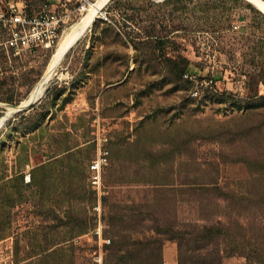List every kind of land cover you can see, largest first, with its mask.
Wrapping results in <instances>:
<instances>
[{
  "label": "rangeland",
  "instance_id": "374dc122",
  "mask_svg": "<svg viewBox=\"0 0 264 264\" xmlns=\"http://www.w3.org/2000/svg\"><path fill=\"white\" fill-rule=\"evenodd\" d=\"M13 1L68 15L34 56L9 57L0 26V117L96 0ZM254 68L264 69V14L248 0L105 3L39 98L0 125V264H264ZM98 125L110 155L100 195L87 180Z\"/></svg>",
  "mask_w": 264,
  "mask_h": 264
},
{
  "label": "built area",
  "instance_id": "2783aa9c",
  "mask_svg": "<svg viewBox=\"0 0 264 264\" xmlns=\"http://www.w3.org/2000/svg\"><path fill=\"white\" fill-rule=\"evenodd\" d=\"M67 15L68 13L59 14L46 6L36 13H29L18 1L0 0V26L5 31L2 45L6 54L19 58L34 56L40 48L53 47ZM233 28L237 29L238 25H233ZM108 143L107 133L98 125L94 131L95 154L87 165L88 183L98 195L104 192L102 176L109 161ZM92 208L97 211L99 217V201ZM96 233L100 235V229H97ZM103 241L109 243V239Z\"/></svg>",
  "mask_w": 264,
  "mask_h": 264
},
{
  "label": "bare ground",
  "instance_id": "6f19581e",
  "mask_svg": "<svg viewBox=\"0 0 264 264\" xmlns=\"http://www.w3.org/2000/svg\"><path fill=\"white\" fill-rule=\"evenodd\" d=\"M108 0H96L94 3L89 2L87 11L83 14V16L74 24H72L67 30L64 31L61 39L56 45L53 54L50 58V61L46 67L45 75L43 80H41L30 94V96L23 100L18 106H9L6 105L5 112L0 117V125L5 121L8 115L18 110L20 106L26 105L29 102L35 101L41 95L43 89L45 88V84L49 81V79L54 75L55 70L61 63L65 53L69 49L70 46L75 42V40L81 36L82 32L85 30L87 26H89L93 20L95 19L98 12L102 9L103 5ZM251 4H253L259 11L264 14V0H248ZM4 106V105H3Z\"/></svg>",
  "mask_w": 264,
  "mask_h": 264
},
{
  "label": "trees",
  "instance_id": "16d2710c",
  "mask_svg": "<svg viewBox=\"0 0 264 264\" xmlns=\"http://www.w3.org/2000/svg\"><path fill=\"white\" fill-rule=\"evenodd\" d=\"M253 73H251L250 75H249V79L250 80H255V77H258V80H263L264 81V69H257V68H254L253 69V71H252ZM257 72V73H256ZM185 82H187V83H189L190 81L189 80H187V79H185ZM203 91V90H202ZM110 156V155H109ZM104 174V173H103ZM222 227V226H221ZM221 227H217L216 229H212V230H210V229H207V230H204L203 229V231L207 234V233H221L222 232V230H221ZM206 231H208V232H206ZM221 236V235H220ZM230 242H232V240L230 241ZM254 244H256V242L254 241ZM234 245H236V244H234ZM237 246V245H236ZM258 246V244L257 245H255V248ZM160 248H161V245L160 244H158V246L157 247H154V248H151L150 249V251H151V253H155L156 254V256L158 255L159 256V252H160ZM112 256V255H111ZM216 257V259L217 258H219V255H218V253L215 255Z\"/></svg>",
  "mask_w": 264,
  "mask_h": 264
},
{
  "label": "water",
  "instance_id": "95a60500",
  "mask_svg": "<svg viewBox=\"0 0 264 264\" xmlns=\"http://www.w3.org/2000/svg\"><path fill=\"white\" fill-rule=\"evenodd\" d=\"M108 1H109V0H108ZM108 1H107V2H108ZM107 2H106V3H107ZM70 47H71V46H70ZM70 47H69V48H70ZM36 100H37V99H36ZM36 100H35V101H36ZM35 101L29 102V103L26 104V105L20 106V107L18 108V110H22V109L26 108L27 106H29L30 104H32V103L35 102ZM12 106H13V105H12Z\"/></svg>",
  "mask_w": 264,
  "mask_h": 264
}]
</instances>
